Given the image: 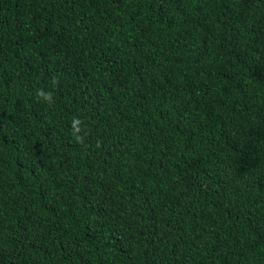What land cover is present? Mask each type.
<instances>
[{"label": "trees", "instance_id": "1", "mask_svg": "<svg viewBox=\"0 0 264 264\" xmlns=\"http://www.w3.org/2000/svg\"><path fill=\"white\" fill-rule=\"evenodd\" d=\"M0 264H264V0H0Z\"/></svg>", "mask_w": 264, "mask_h": 264}, {"label": "clouds", "instance_id": "2", "mask_svg": "<svg viewBox=\"0 0 264 264\" xmlns=\"http://www.w3.org/2000/svg\"><path fill=\"white\" fill-rule=\"evenodd\" d=\"M59 85V79L53 77L50 81V88L48 90L39 88L35 95L39 102L45 103L48 106L55 104V88ZM71 135L76 143L84 144L86 136L88 135L85 122L78 116H74L70 122ZM99 146V145H98Z\"/></svg>", "mask_w": 264, "mask_h": 264}]
</instances>
